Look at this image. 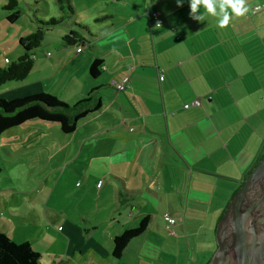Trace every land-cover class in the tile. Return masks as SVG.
<instances>
[{"label":"crops","instance_id":"0c3cea01","mask_svg":"<svg viewBox=\"0 0 264 264\" xmlns=\"http://www.w3.org/2000/svg\"><path fill=\"white\" fill-rule=\"evenodd\" d=\"M258 2L247 0L249 17L233 15L220 28L203 6L204 19H192L189 0L180 7L176 0H71V21L84 23L89 47L66 46L61 35L69 29L54 32L48 46L59 50L38 55L27 84L78 101L89 81L100 80L101 109L70 135L54 125L69 139L48 144L38 194L31 185L0 184L7 202L0 200V231L29 243L40 264H208L219 218L264 150V137H255L264 130V50L247 41L264 39ZM95 60L100 74L90 78ZM54 66L57 82L52 71L41 75ZM248 144L253 153L240 162ZM121 171L126 190L113 185ZM144 218L145 232L114 258L113 238Z\"/></svg>","mask_w":264,"mask_h":264},{"label":"rangeland","instance_id":"374dc122","mask_svg":"<svg viewBox=\"0 0 264 264\" xmlns=\"http://www.w3.org/2000/svg\"><path fill=\"white\" fill-rule=\"evenodd\" d=\"M55 1L56 0H20L19 7L22 9L23 12L20 18L15 23L9 24L6 21V16L8 15V12L2 10V7L5 5V1L0 0V67H5L8 63L16 61L17 58L22 54V49L18 45V39L20 37H24L34 32L38 26L39 21H44L45 19L55 17V15L59 13ZM258 3L263 4V11L258 14L259 20L260 15L264 14V0H259ZM250 8H252V6ZM242 17L247 19L249 17V14L246 13ZM256 20L257 19H255L254 21ZM81 23L84 24L83 22ZM59 31H61V28L55 27L52 29V31L45 32V40L48 43L46 41H42L40 47L33 51V67H36L41 62V59H39L38 57L39 54L44 56L45 51L59 50L54 44L48 46L50 44L49 42H53L55 39L56 35L54 34V32L57 33ZM244 41L246 40L244 39ZM247 41H249V45L254 50H264V39L260 38V36L255 35L253 38H250V40ZM46 44L47 47H44V45ZM38 68L40 69L42 68V66H38ZM55 68L56 66L52 67L51 69H47L46 71L41 73L42 77L51 76L52 71L54 72V82L61 80V75H55ZM32 72L33 69L30 71V75L23 82L17 85L4 84L0 88V100L9 101L14 98L28 97L30 95H35L34 93H39V91L52 95L53 92H47L41 88L33 89V87H36L38 84V82L33 81V79L32 81H30L31 84H27L28 80L32 78ZM89 82L91 87L88 91L90 92L94 89H97L100 80ZM54 86L56 88V85ZM69 87L70 86L68 85V88ZM32 90L34 91V93H32ZM73 90L76 89L72 86V91ZM94 94L97 95V91H95ZM54 97L58 100H63L65 101V103H69L71 105L75 104L76 101L75 98L70 99L68 96L67 98H64V94L62 93L61 95L55 94ZM84 98L85 97L83 95L81 96V98H78V101L83 100ZM253 109H256V106H254ZM261 115L263 114L261 113ZM255 137L260 140L263 139L264 130L262 129V127L259 128V132L255 135ZM59 138L61 141L63 139L68 140L69 136H64L58 133L56 131V127L53 124H48V126H46L45 124L41 125L36 122H31L28 123L26 126L13 128L3 133L0 136V184L10 183L11 181H13L16 184L23 185L22 187H29L28 185H31L30 187H33L34 193L38 194L39 185L37 183L40 182L41 177L48 173V166L43 167L42 165L45 163L42 162L45 153L50 147L48 144H53V142L58 143ZM253 150L254 144H248L245 148L243 147L238 154L240 162H244V160L248 158V153H253ZM123 154H126V151H124ZM122 158L126 159L124 157ZM54 159L59 160L60 158L57 156ZM73 169L74 168L68 167V169H66V173L71 174L70 171L73 172ZM113 176L116 178L113 180V185L117 188L121 187L122 190H126V173L124 171H121ZM6 188L8 187H5L4 189ZM8 192L9 191H7V193ZM9 194H14V192H9ZM38 197L40 198L41 196ZM0 200L2 202V205L7 203L5 200L2 199V193L0 194ZM8 201H11V195L8 197ZM70 204L71 201L68 202V206ZM1 216L5 218V214L0 213V217ZM55 225L58 226L62 224L56 222ZM198 238L200 240H203V237L201 236H198ZM186 250V247L180 248V263L183 260V252L185 253ZM194 253L193 251H191V257H193ZM182 264H184V262H182Z\"/></svg>","mask_w":264,"mask_h":264},{"label":"trees","instance_id":"16d2710c","mask_svg":"<svg viewBox=\"0 0 264 264\" xmlns=\"http://www.w3.org/2000/svg\"><path fill=\"white\" fill-rule=\"evenodd\" d=\"M4 1L5 5L2 10L8 12L6 21L13 24L23 12L19 7L20 0ZM55 2L59 14L39 21L34 32L20 37L18 45L22 49V54L16 61L8 63L5 67H0V88L4 84L17 85L30 75L34 62L33 51L40 47L45 32H50L55 27L69 29L61 35V40L66 46L81 47L82 49L89 47L86 27L71 21L74 14L71 0H56ZM100 69L101 62L93 61L88 70L89 77L97 78ZM95 91L97 90L88 92L83 100L76 101L73 105L58 100L47 93L14 98L9 101L0 100V136L13 128L25 126L31 122L57 125L62 134L70 135L81 120L101 109V102L96 98ZM256 162L255 160L252 165ZM252 165L247 171L252 168ZM147 224L148 219L144 218L138 227L127 229L115 236L112 241L113 257L119 258L128 243L145 232ZM0 264H40V256L29 243H16L0 231Z\"/></svg>","mask_w":264,"mask_h":264},{"label":"water","instance_id":"95a60500","mask_svg":"<svg viewBox=\"0 0 264 264\" xmlns=\"http://www.w3.org/2000/svg\"><path fill=\"white\" fill-rule=\"evenodd\" d=\"M264 174V157L242 181L215 230L216 249L208 264H264V232L255 233L250 210L240 211L244 195Z\"/></svg>","mask_w":264,"mask_h":264},{"label":"clouds","instance_id":"9594fccd","mask_svg":"<svg viewBox=\"0 0 264 264\" xmlns=\"http://www.w3.org/2000/svg\"><path fill=\"white\" fill-rule=\"evenodd\" d=\"M182 4L183 0H176L177 7ZM200 6L205 8L207 14L218 18L217 26L220 28H226L233 15L241 17L249 12L247 0H189V15L197 21L204 19L203 15H197Z\"/></svg>","mask_w":264,"mask_h":264},{"label":"flooded vegetation","instance_id":"af4514ba","mask_svg":"<svg viewBox=\"0 0 264 264\" xmlns=\"http://www.w3.org/2000/svg\"><path fill=\"white\" fill-rule=\"evenodd\" d=\"M263 157H264V150L261 151L260 155L256 159L257 162L254 165H252V168L249 171H247L246 174L243 175V178L239 186L234 191L230 199H232L234 194L241 188L242 181L249 175V173L252 171L254 166ZM246 210H250L255 233L258 234L264 232V174L260 177V180L256 182V184L250 189V191L246 195H244V198L240 206V211L244 212Z\"/></svg>","mask_w":264,"mask_h":264},{"label":"built area","instance_id":"2783aa9c","mask_svg":"<svg viewBox=\"0 0 264 264\" xmlns=\"http://www.w3.org/2000/svg\"><path fill=\"white\" fill-rule=\"evenodd\" d=\"M256 9H257V8H255V10H256ZM158 22L160 23V21H158ZM122 88H123V83L117 85V89H118V90H121ZM192 104H193V105H194V104H197V101L193 102ZM163 218H164V220H165L168 224H171V223H172V218H170L167 214H163Z\"/></svg>","mask_w":264,"mask_h":264}]
</instances>
